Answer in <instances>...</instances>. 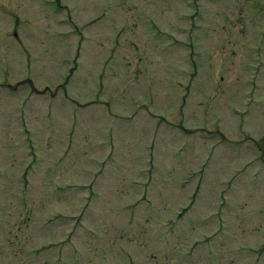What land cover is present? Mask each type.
<instances>
[{
	"label": "rangeland",
	"instance_id": "374dc122",
	"mask_svg": "<svg viewBox=\"0 0 264 264\" xmlns=\"http://www.w3.org/2000/svg\"><path fill=\"white\" fill-rule=\"evenodd\" d=\"M0 264H264V0H0Z\"/></svg>",
	"mask_w": 264,
	"mask_h": 264
}]
</instances>
